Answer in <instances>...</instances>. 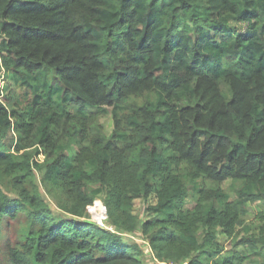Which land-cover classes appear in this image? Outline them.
Segmentation results:
<instances>
[{
    "label": "trees",
    "instance_id": "16d2710c",
    "mask_svg": "<svg viewBox=\"0 0 264 264\" xmlns=\"http://www.w3.org/2000/svg\"><path fill=\"white\" fill-rule=\"evenodd\" d=\"M2 70L23 95L2 80L0 224H29L6 264H142L134 232L160 263L264 264V0H0ZM40 186L79 219L105 196L112 231Z\"/></svg>",
    "mask_w": 264,
    "mask_h": 264
},
{
    "label": "rangeland",
    "instance_id": "374dc122",
    "mask_svg": "<svg viewBox=\"0 0 264 264\" xmlns=\"http://www.w3.org/2000/svg\"><path fill=\"white\" fill-rule=\"evenodd\" d=\"M239 30H244L245 24H236ZM7 81L6 84H8V93L6 97L1 96V100L3 104L8 108L12 109L14 108L15 103L18 101L19 96H22L23 92L21 90H18L15 88L14 84L12 83L11 80H9V76L4 73L2 70L0 72V83L1 81ZM139 101H142L143 99H138ZM99 124L102 125L103 127V132L106 137H109L110 133L113 132L114 130V124L112 120V114H110V111L108 113L104 114L103 116H100L98 119ZM69 151L71 155L73 156L76 153V146L73 141L70 142L69 144ZM38 160L40 163H44L48 160V156L45 154L40 155L38 157ZM41 178L40 173H36V178L35 181L39 185V180ZM205 184L207 186H213V184L209 181H205ZM230 185V182H227L223 184L221 187L223 190H227ZM4 193L11 199L17 198L16 193L11 190V188H3ZM40 192L41 195L48 205L52 215L54 218H65V219H73V220H78L79 218L73 217L70 214H67L65 211L58 208L56 206V202L58 199L64 201V197L59 194L57 191L56 193H53L54 197L52 198L51 196L47 195V193L44 191V189L40 186ZM233 198V195H231ZM105 196L101 195L99 196L93 203L91 207L92 213L94 210H103L105 209L106 213H108L106 204L104 202ZM97 202H99L98 206H96ZM155 203V198L154 196H150L147 199H137L134 202L133 205V214L136 215L139 219V221H143L147 217V211L146 208L149 205H153ZM188 206L192 205V200L188 199L187 200ZM96 206V207H95ZM258 207L256 205H248L247 207V213L243 217V220L245 222V226H249L251 231L250 234L254 235L257 234L258 232V227L260 226L258 219L256 218V214L258 212ZM80 219H86L87 221L94 222L96 220H99V218H96L95 216L89 215L87 209L85 215L80 218ZM79 219V220H80ZM29 228L28 220L26 219L25 216H18L16 219H10L7 220L5 218L2 219L1 224H0V264H6L5 261V246L7 247L10 245L13 248H20V246L24 243L25 240V232ZM121 237L124 242L133 244L136 243L139 246V249L141 251V256L139 257L140 261L142 264H159L160 262L155 260L152 256V253L149 249V246L147 245V241L140 236L138 232L134 233H123L121 234ZM220 241H222L224 244V247L226 249L231 248V242L230 240H226L223 236L219 237ZM237 251L244 252V248L241 246H237L234 248ZM255 261L264 262L263 257H255ZM258 264V262H257Z\"/></svg>",
    "mask_w": 264,
    "mask_h": 264
},
{
    "label": "built area",
    "instance_id": "2783aa9c",
    "mask_svg": "<svg viewBox=\"0 0 264 264\" xmlns=\"http://www.w3.org/2000/svg\"><path fill=\"white\" fill-rule=\"evenodd\" d=\"M3 90V81H1L0 83V92ZM92 206V205H91ZM87 211L89 213V215L93 216L92 215V212H91V207L88 206L87 207ZM106 221H107V213L105 211V209L103 210V215H102V218H100L99 220H96L95 223L100 226L101 228H105V229H108V230H111L112 231V228L109 227V226H106ZM159 264H172V263H159ZM185 264V263H184Z\"/></svg>",
    "mask_w": 264,
    "mask_h": 264
},
{
    "label": "bare ground",
    "instance_id": "6f19581e",
    "mask_svg": "<svg viewBox=\"0 0 264 264\" xmlns=\"http://www.w3.org/2000/svg\"><path fill=\"white\" fill-rule=\"evenodd\" d=\"M92 212V210H91ZM93 216H95L96 218H102L103 212L102 210H94V212L92 213Z\"/></svg>",
    "mask_w": 264,
    "mask_h": 264
}]
</instances>
